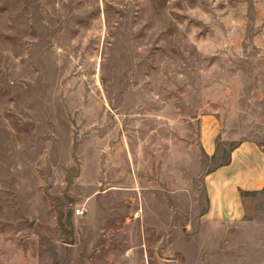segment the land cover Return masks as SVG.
<instances>
[{
    "label": "rangeland",
    "instance_id": "obj_1",
    "mask_svg": "<svg viewBox=\"0 0 264 264\" xmlns=\"http://www.w3.org/2000/svg\"><path fill=\"white\" fill-rule=\"evenodd\" d=\"M244 142L264 0H0V264H264V189L203 216Z\"/></svg>",
    "mask_w": 264,
    "mask_h": 264
},
{
    "label": "crops",
    "instance_id": "obj_2",
    "mask_svg": "<svg viewBox=\"0 0 264 264\" xmlns=\"http://www.w3.org/2000/svg\"><path fill=\"white\" fill-rule=\"evenodd\" d=\"M214 121V122H213ZM203 119L200 144L208 156L217 152L218 125ZM204 217L216 222H234L243 216L246 194L264 189V148L244 142L232 151L229 162L207 174Z\"/></svg>",
    "mask_w": 264,
    "mask_h": 264
}]
</instances>
